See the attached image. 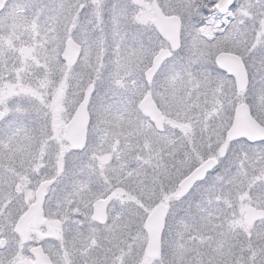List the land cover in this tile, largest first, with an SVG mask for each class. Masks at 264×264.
Masks as SVG:
<instances>
[{
    "label": "snow or ice",
    "instance_id": "snow-or-ice-1",
    "mask_svg": "<svg viewBox=\"0 0 264 264\" xmlns=\"http://www.w3.org/2000/svg\"><path fill=\"white\" fill-rule=\"evenodd\" d=\"M0 264H264V0H0Z\"/></svg>",
    "mask_w": 264,
    "mask_h": 264
}]
</instances>
